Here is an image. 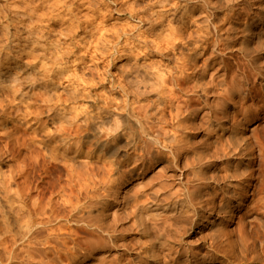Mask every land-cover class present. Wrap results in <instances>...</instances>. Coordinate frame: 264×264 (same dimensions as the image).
<instances>
[{
	"label": "rangeland",
	"instance_id": "obj_1",
	"mask_svg": "<svg viewBox=\"0 0 264 264\" xmlns=\"http://www.w3.org/2000/svg\"><path fill=\"white\" fill-rule=\"evenodd\" d=\"M3 1L9 5L10 16L15 17L13 26L10 27L13 33L16 30L14 38H17V41L21 44L25 45L26 43L28 49L38 48V50H41L38 56L45 59L47 80L50 77L54 80L53 84H55L54 86L51 85L48 90L53 93L50 94L53 100L57 99L49 102L47 101L49 99L45 98L46 95L43 94V90L35 89L30 92V88H26L24 90L26 103H21L23 98L19 95H15L16 101L14 102L23 110L22 113L26 112V123L25 120H22L17 123L19 125L8 122L5 126H0V181L3 183V185L0 183V186L9 189L13 200L19 198L20 205H17L18 203L14 201L18 207L15 205V216L18 215L19 221L26 225V218L29 214L32 215L34 221H38L39 214L35 210L41 212V214L46 213L41 215L42 217H45L48 213L52 218L58 215V219L53 221L51 228H55L56 225V228L61 227V232L59 231V239L54 242L51 240L53 242L51 244L54 245L56 242L60 245L63 242L68 244L67 246L77 256L78 260L76 259L75 262L77 263L75 264H145L144 262L148 264L147 260L149 259L146 258V254L143 252L142 243L136 242L137 245L135 244L134 238H138V235L136 236L134 231L128 227L132 221H125L122 218L124 197L133 195L136 189H144L147 181L151 179L152 183L148 181L151 185L146 186L150 191L152 189L153 191L156 190L158 186V189H161L160 184H165L166 192H181L182 195L184 191L188 193V190L193 191L201 186L200 191L203 192V199L201 203L198 200V204L196 203L197 200L194 201L193 206L197 212L203 215V221L199 225H193L192 229H188V233L186 232L182 238L180 234L185 230L181 229L180 226H177L180 228L178 231L176 226L171 227L161 224L163 227H160L162 231L164 230V233L166 232L167 237L172 233L173 235H171L172 238L169 237L168 244L163 245L157 264H264V45L260 46L259 41H257L258 37L264 41V17L260 13L263 5L262 0H236L238 4L235 5V8L242 13L239 29L242 30V27L248 21L251 22L252 18L257 19V16H261L258 22L254 24V32L256 33L250 41L249 54L241 53L243 49L241 45L242 32L235 35L231 42L225 40L228 36L226 29L229 22L222 19L223 14H220V16L212 14L211 17L207 11L202 15L199 14L197 17L200 19L196 17L198 20H209L201 25L203 27L202 31H198V27L194 25L190 30H184V34L176 39L170 36V31H166V29L168 30L167 27L163 31L161 30L162 32L157 31V26L154 27L153 25L152 27L150 20L155 19L157 12L165 13L163 19L166 21L172 13L179 12L176 8L178 5L183 6L185 4L184 0H0V10ZM223 13L227 14L228 11ZM213 23L221 24L222 30L218 32ZM25 26L26 29H24ZM166 32L167 34H165ZM205 32L210 33V41L216 40L218 43V48H216L218 55H215L213 65L209 66L204 72V81H206L209 89L207 94L201 95L190 91V87L189 89L182 88L180 85L188 86V83L182 81V79L193 71L191 66L190 69L188 67L191 65L189 64V56L196 45L199 47L202 35ZM32 39H39L40 43L34 41V44H31ZM220 39L224 41L218 42ZM27 53H30V51L26 52V64L33 61V57H30V54ZM211 53L212 47L205 55L202 53L198 56L196 61L198 69L204 66V59L210 57ZM35 54L33 52V55ZM33 63H36V61ZM28 67L30 66H27L29 70ZM134 67L138 72L134 76L139 75V73L144 74V72L159 74L167 71L164 77L167 81L166 93L164 92L165 98L173 97L172 103L174 106L180 104L198 109L199 114L195 122L196 134L192 138V147L195 148L193 151H205L206 158L202 162H205L203 166L208 164V167L205 165L207 171L204 172L206 181L200 184L197 179L192 180L193 176L189 174L190 167L186 162V153L175 159L177 166L170 167V164L165 161L147 170L142 178L135 176L121 185L116 199L114 196L113 199L111 198L113 204L107 213L108 216L105 217L107 224L112 225L111 234L112 229L115 228V232H118L116 233L118 245L110 239L111 234H108L110 232H104L102 235L104 234L106 244L101 245L102 247H94L95 245L92 244L93 246L89 247V241H91L90 243L96 242L100 234L94 235L91 231L80 228L81 224L87 225V222H77L76 216L72 217L70 214L67 217L66 211L74 205H76L77 211V209L83 207L82 205H87L88 201L100 197L101 193H98V191H104L101 188L104 181H107L109 177L107 173L109 164L107 161L114 158L107 155L104 157V151L100 149L102 148L101 144H106L109 138L104 137L101 139L99 141L101 147L93 154L92 149L96 144L95 132L88 131L86 133L87 131H80L76 129L77 127H73V130H69L70 134L80 131L77 132L80 137L77 138V136L71 134L68 140L75 143L81 138L78 145H81L84 150V154L76 158V154L73 152L76 146L72 147V151H68L69 144L73 142L62 146V143L65 144L67 139L63 141L61 139L68 136L67 133L64 134L65 136L63 135L61 138L51 141V148L56 147L54 153H49L51 148L47 151L45 149L46 152H41L42 146L38 142L41 138L38 137L41 136L45 140H50L51 135L56 136L55 133L60 126V112L62 115H67L70 120L77 116L78 121L82 122L89 111L95 113L99 107H106L110 101L109 99L113 100V104L125 99L120 91V80L122 81L124 72H128ZM37 70H34L35 74L39 72ZM43 70L40 72H43ZM29 74L34 73L31 71ZM125 75H128V73ZM37 76L42 75L39 73ZM44 76L42 77L44 78ZM70 94H73L72 97L78 95L80 101L78 103H72L71 100L70 102H64V99L71 97ZM42 96L43 98H41ZM59 98H61L60 102H58ZM56 101L58 102L56 103L58 104L57 109L55 107L53 110L51 107L54 106ZM80 102L85 107L80 106V109L75 110L73 107L80 104ZM29 104L31 106H28ZM170 105L167 104L169 107ZM85 108L88 110L83 111ZM56 111H58V115H56ZM115 111L121 113L118 110ZM12 115L14 117L16 112H13ZM165 116L170 121L169 109L166 110ZM204 116L215 119L214 121L219 122L223 127H217V132L204 137V131L199 127ZM124 117L129 118L134 126L139 125L131 115L128 116L124 113ZM6 128L12 132L11 135L5 130ZM168 128L171 129L170 126ZM233 130H238L237 134L242 137L243 144L248 143V148L243 151L244 154L243 152L239 153L240 148L236 150V154L233 151L227 153L229 149L222 151L215 143L217 140L225 143ZM9 136L11 138H8ZM12 136L17 137L18 140ZM91 140L94 143L92 145L88 143ZM31 142L34 143L33 146H31ZM8 144H10V148ZM21 144L22 146L25 144V147H22ZM220 144L218 143V146ZM226 145L228 146V144ZM36 146H39L40 149ZM131 152L129 150V153ZM34 153L37 154V158ZM125 154V150L120 149L118 159ZM56 155L59 158L57 162H60V168L58 167V169L63 172L53 168L52 159L49 157ZM40 159L42 162H40ZM21 166L23 169L29 168L27 170L22 169V171ZM162 170L164 171L163 174ZM26 171L27 173L32 171V173L30 172L31 175L27 176ZM233 174L237 177L233 178ZM156 176L160 178H157L158 180L154 179ZM160 181L162 183L159 184ZM144 183L145 186H141ZM11 185L12 187H9ZM163 192L164 190L161 191V193ZM229 194L231 195L230 198ZM21 201L23 202L21 203ZM47 201L50 206L47 204V209L45 207L43 209L42 205L44 206ZM65 201L73 205L69 206L70 204L66 202L67 205L62 206L61 204ZM56 202H60V205L55 206L63 207V209L58 208L56 210L57 208L51 205L52 203L57 204ZM40 205L41 207H38ZM77 205L81 207L78 206L77 208ZM29 206L36 207V209ZM67 206H69L68 210H66ZM48 208L51 211L54 208L57 214L52 215L54 211L50 213ZM200 208L202 209L200 210ZM34 214L38 215H36L37 218L34 217ZM223 216L226 218L224 219ZM210 222L214 224L212 225ZM13 224L14 227L12 228L16 230L18 226L15 222ZM217 225L222 227H217L215 235L214 230L211 229ZM1 227L3 226L1 225ZM34 229L36 230L37 226L33 227L32 232L35 231ZM90 229H95V227L92 226ZM172 229L173 231H171ZM4 230L3 228L1 231V233L3 232L0 234L1 237L6 235V237L12 238L11 233L14 231L10 234H4ZM127 230H130V232ZM21 234H24V232H21ZM46 234L47 231H44L40 233V236ZM179 237L180 239H178ZM25 238L23 240L19 239L16 245L17 252L26 254L28 247ZM108 241H111L110 244ZM32 244L31 251L36 262L41 259H45L46 262L55 258L52 253L45 254L50 251L49 249L45 250L44 246ZM178 244L181 246L179 247ZM140 247L141 249H139ZM85 248L87 250L89 248L88 253L90 254L85 253ZM71 261V259L62 258L60 261L56 260L57 263L53 262V264H71ZM9 263L8 260H4L2 264Z\"/></svg>",
	"mask_w": 264,
	"mask_h": 264
},
{
	"label": "bare ground",
	"instance_id": "obj_2",
	"mask_svg": "<svg viewBox=\"0 0 264 264\" xmlns=\"http://www.w3.org/2000/svg\"><path fill=\"white\" fill-rule=\"evenodd\" d=\"M184 1H185V4L183 6L178 5L176 8L177 10H179V12H177L176 14L172 13L170 16H168L166 21L163 19L165 13H163V12L158 13L157 12L155 14V19L150 20L152 27H153V25H154V27L157 26V31L159 30L160 32H162L163 29L165 27H167L168 30L166 29V31L167 32L170 31V36H172L174 39H176V38L181 37L184 34L183 33L184 30H190V28H192L194 25L196 27H198V31H202L203 27L201 25L205 24L209 20H206V21L205 20L204 21L198 20L197 18H199V17H197V16H199V14L202 15L206 11L210 13V17L212 16V14H218L219 16H220V14H223L222 19L229 22V26L226 29L228 36L225 38V40L227 42H231L234 39L235 35H238L239 32H242L241 45L243 46V49H242L241 53L249 54V52H250V41H252V39L256 33V32H254V24L257 23L258 20L261 18L260 15L257 16L258 17L257 19H255V17L252 18V21L251 22L248 21L244 27L241 26L242 27V30H241V29H239V25L241 23L240 21H241L242 13L238 12L239 9L235 8V5L238 4V1H236V0H184ZM261 3L263 5H262V9H261L260 13L262 14V17H264V0H262ZM180 6H181V8H179ZM1 7L2 8L0 10V112H1L0 117H2V119H0L1 120L0 126H5L6 123H8V122H11V123L13 122V123H15L14 125H19L17 123H20L22 120H25V123H26V112L22 113L23 110H21L19 108L20 106L18 104L14 103L16 101L15 95H19L23 98V99H21V103H24V102L26 103V93H24V90H26V88H30V92H32L35 89H39V90H43V92H44L43 94L46 95L45 98L49 99V100H47V99L46 100L49 102L50 101L52 102L53 98L51 97L52 95H50L52 92L49 91L48 89L51 88L50 87L51 85L54 86L55 84H53L54 80H52L50 77L47 80L48 74L45 75L47 73V72H45L46 67H47L46 62H44L45 59H42L38 56V53H41V50H38V48L28 49V48H26V43H25V45L21 44L20 42L17 41V38H14L16 35L15 34L16 30L13 33L12 29L10 27L13 26V23L15 21V17L10 16L11 12H10L9 5L7 2L3 1V4L1 5ZM225 11H228V13L224 14L223 12H225ZM175 12H176V10H175ZM198 24H200V25H198ZM213 24L217 28L218 32L222 30L221 24H218V23H213ZM24 29H26V26ZM30 31L33 32L32 30H30ZM167 32L165 34H167ZM209 35H210L209 32H205L204 35H202L201 44L199 45V47H197V45H196V47L193 49L192 53L189 56V64H191V65H189L188 67L190 69V66H191V68H193V71H192V73H188L182 79V81L184 80L188 83V86L184 87L181 83L180 84L182 86L179 84L180 87L188 88V89L190 87V89H189L190 91H192L193 93H195V92L200 93L201 95H204V93L207 94L208 93L207 91L209 89L208 88L209 86L207 87L206 81H204V76H203L204 72L206 71V69L209 66L213 65V63H214L213 61L216 58L215 55H218V51L216 49V48H218V43L216 42V40L210 41ZM161 36H162V34H161ZM221 37H222V35H221ZM258 38H259L257 40V41H259L258 44L260 46L264 45V41H262L260 37H258ZM160 40H162V39H160ZM222 40L223 39H220V40H218V42H220ZM25 41H26V39H25ZM34 41L35 42L37 41V43H40L39 39H37V40L32 39L31 44H34ZM197 42H199V41L197 40ZM211 47H212L211 56L206 57L204 59V66L201 67L200 69H198L197 64H196L198 56L201 55L202 53H204V55H205L208 52V50H210ZM27 51H30V53H27V54H30V57H33L32 58L33 61L30 63L28 62L26 64V52ZM33 52H35L36 54L33 55ZM42 53H43V51H42ZM34 61H36V63H33ZM28 65L30 66V67H28L29 70L27 69ZM38 66H39V68H42V69L37 68ZM128 66H130V65H128ZM36 69L39 70V72L37 70V72H38L37 74L40 73V75H42V76L45 75L44 78L42 76H40L42 78L41 79L39 76H37V74H35L36 72H34V70H36ZM135 69L136 68L134 67V68H131V70H129L128 72L123 71L125 74L128 73V75H125V74H124L125 76L123 75V79H122V81L120 80L119 87H120L121 93H123V96H125V99H121L120 102H117L115 104H113V100L109 99L110 101L106 105V107H99L95 113H93L92 111H89L87 113V115H85V117L83 118L84 119L82 121L83 123L78 121L77 116L75 118H73V120H70L67 115H62V113L60 112V116H61L59 118L60 126L58 127V129L55 133L56 136L51 135L53 137L50 136V140H45L44 137L42 138L41 136L38 137V138H41L38 140V142H39L40 146H42L41 147L42 150L39 148V146H36V148L38 147L41 152L45 151V149L47 151L48 149L51 148L50 143L53 139L55 140L57 138H61L66 133H67L66 135H68V136L61 139L62 141L67 139V140H65L66 141L65 144H63L64 142L62 143V141H61L62 146L66 145V144L68 145L69 142H73L72 140L71 141L68 140L69 135L71 136V134H72V133L70 134L69 130H73L72 129L73 127H77L76 128L77 130L87 131L86 133H88V131L95 132L94 138L96 139L95 140L96 144L92 149L93 154H94V152H96V150L99 147L102 146V148L100 150L104 151V157H106L105 155H107V156L114 158L110 161H107L109 164V169L107 171L109 177L107 178V181L104 179L105 180L104 183L102 182L103 187L101 189L104 191L103 192L98 191V193H101V195H99L100 197H97V198L95 197L96 199L94 198L93 200L88 201L89 203L87 205H82L83 207L77 209V211H76V205H74V207H72L71 209L69 208V206H71L72 203L70 204L68 201H65V203L61 204L62 206H64V204H66V202H68L70 204L69 206H67V209H66V207H64L66 210H68V208H69V210L66 211L67 217H68V214H70V216H72V217L76 216L77 222H85V223L87 222V225L81 224L80 228H83L87 231H91L94 235L100 234V235H98L99 237L96 240V242L90 243L91 241H89V244H88V245H90L89 247H91L93 245H95L94 247H99L101 245L106 244V242H105L106 239L104 238V234L102 235V233L110 232L108 234H111L110 229H111L112 225L109 226V224H107L105 217H106L110 207L113 204V201H112L113 198L112 197L114 196V198L116 199L118 196V191L120 190L121 185L124 184L125 182H128L129 180L133 179L135 176L142 178V176L145 175V172L147 170H149V169L153 168L154 166H156L157 164L165 162V161L170 164L169 165L170 167L171 166H177L175 159H177L181 154L186 153V162H187V165L190 167L189 174L193 176V177L191 176L192 180L197 179L200 182V184L203 181H206L205 180L206 177L204 176V172L206 173L207 170L205 169V165H207V167H208V164H205L203 166V164L205 162L204 163L202 162L206 158L205 157L206 156L205 151H199L197 149H196L197 151H193L195 148L193 149V147H192L193 146L192 145L193 144L192 138L196 134L195 133L196 123L195 122H196V118L198 117V114H199L198 109L197 108H191V106H188V105L183 106V105L178 104V105L174 106V104L172 103V101L174 99L173 97L172 98L170 97L169 99L165 98V93H166L165 88L167 87L166 86L167 81H165L164 77H165L167 71H165L166 73L164 71L163 72L161 71L162 73L158 72L159 74H156L154 72H144V74L139 73V75H137L138 72ZM30 70L34 74L30 75L29 74L31 72ZM41 70H43V72H40ZM47 71H49V70L47 69ZM135 73H137L136 76H134ZM182 81H180V82H182ZM26 84H27V86H26ZM72 95L70 94V96H71L70 98L64 99V102H67V101L70 102V100H71L72 103H78V101H80V99L78 100V95L73 96V97H72ZM43 96L41 98H43ZM11 98H13V99H11ZM175 98H176V96H175ZM60 100H61V98L58 99V102H60ZM44 102H45V100H44ZM58 102L56 101L54 103L56 104ZM55 104L53 107H51L52 109L58 105V104H56V105ZM167 104H171L170 107L167 106ZM76 105L74 107L72 106L75 110L80 109V106L82 108L85 107L84 105L82 106L81 102H80V104H78L79 106L78 105L76 106ZM28 106H31V104H29ZM52 109H50V110H52ZM56 109H57V107H56ZM88 109H89V107H88ZM88 109L85 108L83 111H87ZM168 109L170 111V117H171L170 121L167 120L166 116H165L166 110H168ZM115 110H118L121 113H116ZM13 112H16V115L14 117L12 115ZM76 112H78V111H76ZM55 113H56V115H58V111H56ZM124 113L128 114V116L131 115L133 118H135L136 121L139 123V125L134 126V124L130 121L129 118L124 117ZM108 115H109V117H108ZM214 120H213V118H210V117L207 118V116H204L202 118L201 123L199 124L200 125L199 127L204 131V134H203L204 137L209 136L213 132H217V127H220V126L223 127L222 124H220L219 122H215ZM79 123H81L82 125H80ZM22 125H24V124L22 123ZM168 126H170L171 129L168 128ZM14 129H16V128H14ZM234 129H237V128H234ZM5 130L10 135L12 134V132L9 129L6 128ZM6 131H4V132H6ZM80 131H77V132L79 133ZM237 131L238 130H233L232 134L227 138L225 143L218 142V140L215 141V143L217 144V147L220 150L222 149V151H226L229 149L227 151V153L229 151H233V153L236 154V150L238 148H240L239 153H242L243 151H245L248 148V143L247 142L244 144L242 143L243 142L242 137L239 136V134H237ZM77 132L75 131L72 135H75V136H77V138H79L80 135ZM83 133H85V132H83ZM41 135H42V133H41ZM43 135H45V134H43ZM48 135H46V136L49 137ZM104 137H107L109 139H108V141H106L107 142L106 144H101V146H100L99 141L101 139H103ZM8 138H11V136H9ZM13 138H16V140H18L17 137H13ZM79 140L78 141L74 140L75 143L73 142L72 144H69L70 146L68 149V151L70 152V151H72V147L76 146L75 149L73 150V152L76 154V158L81 157L84 154L83 147L81 145H78ZM34 143H32V145L31 144L30 145L33 146ZM88 143L91 145L94 144V143H92V140L89 141ZM218 143H221V144L218 146ZM263 143H264V135H263ZM226 144H228V146ZM8 145L10 148V144H8ZM24 145L25 144H23V146ZM21 146H22V144H21ZM11 148H12V146H11ZM43 148H44V150H43ZM55 149H56V147H53V148H51V151L50 152L48 151V152L52 153L53 151H55ZM120 149H124L126 152V154L122 156L123 158L120 157L122 159H120V158L118 159V153H119ZM129 150H131L132 152L129 153ZM190 151H193V152L191 153ZM36 153L38 154L39 152H36ZM36 153H34L35 154L34 156L37 158L38 156H36L37 155ZM57 154H58V151H57ZM243 154H244V152H243ZM87 155H89V153H87ZM58 156H59V154H58ZM58 156L56 155V156L49 157L52 159V162L54 165L53 168H56V169H58V167L60 168V162H57L59 160ZM3 157H4V155H3ZM89 157H90V155H89ZM40 158L42 159L43 157H40ZM49 158H48V160H49ZM32 159H33V157H32ZM41 159H40V162H42ZM102 159H103V156H102ZM33 160H35V158ZM30 162H32V161H30ZM36 163H38V162H36ZM17 165H19V164H17ZM74 166H75V164H74ZM27 168H29V167H27ZM27 168H25V169L27 170ZM22 169H23V167L21 166V170ZM25 169H23V170H25ZM18 170H20V169H18ZM58 170L60 171V169H58ZM164 171H165V169H164ZM164 171L162 172V174L164 173ZM238 171H239V169H238ZM30 172L32 173V171H30ZM30 172L27 173V171H26L27 176L30 174ZM60 172H63V171L61 170ZM236 172H234V173L237 174ZM34 173H36V172H34ZM21 174L23 176V172ZM21 174H19V175H21ZM158 174H161V173H158ZM158 174H157V176H159ZM235 174H233V176H234L233 178L237 177V175L235 177ZM60 175H61V173H60ZM0 176H1V174H0ZM114 176H116V177L113 178ZM157 176L154 179L158 180L157 178H160ZM239 176H240V174H239ZM6 178H5V180H6ZM151 180H148V181L152 183ZM51 181H52V179L50 180V182ZM148 181H147L148 184L146 183V186L151 185V184H149ZM0 183H1V181H0ZM160 183H162V182L160 181L159 184ZM1 184L3 185V183H1ZM8 184H11V183H8ZM2 185L0 186V221H1L0 222L1 223L0 224V234L3 233V232L1 233L3 228L5 229L4 234L5 233L10 234L13 231L14 232L16 231V233H14V232L11 233L12 238L6 237V235L1 237V235H0V264H2L4 262V260H8L10 262L9 264H53V262L57 263L56 260L60 261L62 258L71 259L72 260L70 262L71 264L77 263V262H75L77 259V256L75 255V252L71 251V248L67 246L68 244H66L65 242L61 243V245L58 244V242H56L57 244L55 243L54 245L51 244L54 241H56L57 239H59V231L61 232V227L56 228V225H55L54 226L55 228H51L53 221L58 219V215H57V217L55 216L52 218V216L48 213L50 215V217L48 214H47L48 216L46 215L47 217L46 216L42 217L41 215H44L46 213L41 214V212H37V210H35L36 213L39 214V218L41 217V219L38 218L37 219L38 221H34L32 215L29 214L28 217L26 216L28 218V219L26 218V225L22 224L19 221V218L17 217L18 215L15 216V205H16V203H14V201H16L18 203L17 205H20L19 204L20 203L19 198H18V200H15V199L13 200L11 197V194L9 192V189L4 188L5 186L2 187ZM143 185L145 186V183L141 184V186H143ZM141 186H139V187H141ZM146 186L144 187V189L143 188L136 189L133 195H131V196L126 195L124 197V202L123 203L121 202L122 204H124L123 211H122V218L125 221H129V222L132 221L130 226H128V227L130 230L134 231V234L136 236L138 235V238L137 237L134 238L135 244L137 245L136 242H139V244L142 243L143 252L146 254V258L149 259V260H147V263L148 264H157V262L159 261L158 259H159L160 251L162 250L163 245L168 244L167 242H169V237H171V235H173V233H172L170 236L168 235L169 237H167L166 232L164 233L163 232L164 230L162 231V229H161V227H163V226H161V224L168 225L171 227L176 226L178 231L180 230V228L184 229L185 231L183 230L184 232L182 234H180L181 235L180 237L182 238V236H184V234L186 232L188 233V231H189L188 229H192L193 225H199L203 221V215H201L199 212H197L193 206V202L196 200L197 201L200 200V203H201V200L203 199V195H202L203 192L201 193V191H200L201 186H199L196 190L194 189L193 191L188 190V193L184 191V193L182 195H181V192H174V191H173V193H171L172 191L166 192L165 191L166 190L165 184H160L161 189H158V187H159L158 186L156 188V190H154V191H153V189H152V191H150V189H147ZM9 187H12V185ZM47 187H48V185H47ZM170 187H172V186H170ZM168 188H167V190H168ZM49 189H50V187H49ZM162 190H164L163 193H161ZM186 191H187V189H186ZM52 194H54V193H52ZM230 197H231V195L229 194V198ZM49 201H50V198H49ZM197 201H196V203L198 204L199 201L198 202ZM22 202L23 201H21V203ZM47 202L44 206L42 205L43 209H44V207L47 209L46 205L47 204L49 205V202L48 203ZM228 202H229V200H228ZM228 202H226V203H228ZM35 203H37V202H35ZM58 204L60 205V202L57 204L52 203L51 205L55 206ZM17 205H16V207H17ZM25 206H27V205H25ZM78 206L79 205H77V208H78ZM199 206L201 207V205H199ZM228 206H230V205H228ZM29 207L32 208V206H29ZM38 207H41V205ZM79 207H81V206H79ZM56 208H57L56 210H58V208L63 209V207H59V206ZM202 208H203V206H202ZM202 208H200V210ZM21 209H22V207H21ZM32 209H36V207L32 208ZM32 209H31V211H33ZM43 209H42V211H43ZM48 211L51 213L54 211V208L52 211L49 210V208H48ZM75 211H76V213H75ZM81 212H82V214H81ZM28 213H30V212L28 211ZM32 213H34V212H32ZM55 213L56 212L54 211V213H52V215ZM94 213H95V215H94ZM226 214L227 213L225 212V215ZM36 215L34 216L35 218H37V216H38V215L37 216ZM205 216H206V214H205ZM225 218L226 217H224V219ZM205 219L207 220V217ZM14 222L18 226L16 228V230L14 228H12V227H14L13 226ZM23 223H25V222H23ZM210 223H212V222H210ZM213 224L214 223H212V225ZM1 225L3 227H1ZM34 226H37V229L36 230L34 229L35 231L32 232V229ZM38 226H41V227H38ZM92 226L95 227V229H90V227L92 228ZM177 226H180V228H178ZM217 227H222V226H218V225L214 226L211 230L212 231L214 230V232H215L218 229ZM115 229L114 230L112 229V234L110 235V239H112L113 242L117 243V236H116L117 234L116 233H118V232H115ZM130 230H127V231L130 232ZM169 230H170V228H169ZM44 231H47V234L45 236L41 235L42 236L41 237L40 233H42ZM171 231H173V229ZM21 232H24V234H21ZM167 234H169V233L167 232ZM215 235H216V232H215ZM176 236H177V234H176ZM210 236H213V235H210ZM180 237L178 239H180ZM24 238L26 239V244L28 247L26 249V254H23V252H17L18 249L16 248V245H17L19 239L23 240ZM173 239H175V238H173ZM51 240H53V242H51ZM108 242L110 244L111 241H108ZM179 242L181 243V240ZM32 243L37 245V246L38 245L44 246L45 250L49 249L50 251L45 253V254L49 255L48 253H52L55 256V258L49 259L46 262H45V259L44 260L41 259L39 262H36L35 258L33 256L34 254L31 251V244ZM130 243H132V242H130ZM117 245H118V243H117ZM170 245H171V243H170ZM180 246L181 245H179V247ZM139 249H141V247ZM88 252H89V248H88V250L86 249L85 253H88ZM179 252H181V251H179ZM88 254H90V253H88ZM39 257H40V254H39ZM165 258H167V257H165ZM98 259H100V258H98ZM137 259H138V257H137ZM144 263L146 264V262H144ZM167 263H168V260H167ZM186 263H187V261H186ZM115 264H117V263H115Z\"/></svg>",
	"mask_w": 264,
	"mask_h": 264
}]
</instances>
